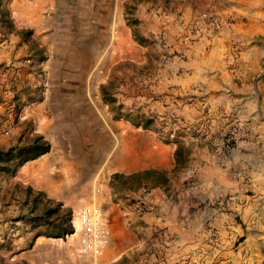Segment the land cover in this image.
I'll use <instances>...</instances> for the list:
<instances>
[{"label": "rangeland", "instance_id": "374dc122", "mask_svg": "<svg viewBox=\"0 0 264 264\" xmlns=\"http://www.w3.org/2000/svg\"><path fill=\"white\" fill-rule=\"evenodd\" d=\"M11 1L0 0V151L37 135L50 148L12 172L0 170V264H264V176H250L235 152L240 112L207 100L202 75L188 93L163 80L175 56L184 59L196 42L203 56L212 46L208 30L225 27L217 62L201 66L211 79L248 71L264 88V0H222L226 18L206 11L186 31L180 0H24L31 6L24 14ZM238 24L249 33L239 34ZM181 28L189 46L170 50L168 37ZM147 139L173 147L174 161L158 157L147 168ZM200 148L215 153L223 170L229 162L230 173H219L223 184L213 177L216 185L200 187L210 179ZM155 187L174 206L173 222L154 226L142 246L112 253L120 228L107 224L98 253L69 240L76 209L139 206L132 197ZM56 203L61 213L70 209L72 231L39 234L46 225L32 228V218ZM138 206L139 215L148 211Z\"/></svg>", "mask_w": 264, "mask_h": 264}, {"label": "crops", "instance_id": "0c3cea01", "mask_svg": "<svg viewBox=\"0 0 264 264\" xmlns=\"http://www.w3.org/2000/svg\"><path fill=\"white\" fill-rule=\"evenodd\" d=\"M180 1L181 2L178 3L184 19V30L182 28L178 29L179 32L177 31L176 37L173 35L168 37L169 43H172L170 45V50L177 48V50L182 49L184 51L186 48L185 46L188 45V41L184 40V36L180 37V35L182 34V30L186 31L185 27L190 25L188 23L192 22L198 14L209 11L212 14L219 13L221 18H226L228 12L231 11L228 7H222L218 4L222 0H209L210 2L208 5L204 4L207 0H200L202 5L197 2L192 4L187 3L186 0ZM25 2L24 0L11 1V6L16 14H24L31 8V6L29 9L24 7ZM250 29L251 27L248 25H235V30L242 35H247ZM208 31L207 35H209V38L208 36H204V38L206 41L210 42L212 46H209L208 51L201 56L202 58L199 53L201 50V48H199L200 46L196 47L197 42L194 45H190L188 49H185L187 56L184 59L175 56L171 66L172 68L169 73L167 72L164 74L163 80L170 84H178L179 92L188 93V91L191 92V90L195 88L194 86L198 84L200 76L202 75L206 83L202 92L205 94L207 100L218 105L217 107L239 111L243 132L235 152L244 161L250 176L262 177L264 176V88L261 86L262 82L261 80H252L251 82L250 73L248 71L242 72L236 80L231 76L223 74H216L214 78L211 79L210 72L206 67L201 66L200 60H202V62L210 61L209 59L211 57L212 59H216L214 63L217 62V58L220 54L214 46L215 44L217 45L220 39L223 40V38H226L224 35L226 28L224 27L218 33L215 32L213 34L210 30ZM243 53V59L246 60L247 58L248 60L249 57L246 56V51L244 49ZM180 69L181 73L176 75L175 71H179ZM204 69H207L206 73ZM147 140V154L149 155L145 159L147 168H150L148 165H152L158 157L165 158L169 163L174 161L173 147L167 144L158 145L156 147L151 140ZM200 149V159L204 162L202 166L208 169L209 174L207 177H210V179H200V187L216 185L213 177H215L218 182L220 181V185L223 184L219 179V173L223 174V171H225L227 175L230 173V164H228L230 160L227 161L226 168L223 170L215 164V160L217 159L215 153L208 152L206 149ZM136 170L137 167L133 169L130 167L129 173L131 174ZM132 198L136 199L137 202L140 200L144 201L148 211L143 215H139L136 210L138 206L136 202L127 204L122 201H120V205L118 203H111L103 210L104 212L101 211V216L105 224L108 226L110 225L111 229L113 225H117V227L120 228L118 233L114 237L112 236L111 251L112 253L115 252L114 254L129 252L130 249L132 250L133 247L137 245L142 246L143 243L147 242L146 240H148L154 226H169V224L173 222V219L171 220V218H173L171 210L174 209V206L172 209L167 203L160 187L151 189L142 199L136 196ZM139 232H144L146 234L145 236H139ZM17 240L21 241L22 238Z\"/></svg>", "mask_w": 264, "mask_h": 264}, {"label": "trees", "instance_id": "16d2710c", "mask_svg": "<svg viewBox=\"0 0 264 264\" xmlns=\"http://www.w3.org/2000/svg\"><path fill=\"white\" fill-rule=\"evenodd\" d=\"M23 33L28 34L26 31ZM147 125L148 123L144 124V126ZM49 148V142L43 139L40 135L35 136L27 144L13 145L6 151H0V170L12 172L15 167L44 154L49 150ZM60 205V203H56L52 209L44 206L43 212L32 218L31 227L36 228L41 224H45L47 229L38 233L55 237H60L68 232H71L73 227L70 221V209L66 208L63 210L64 213H61ZM51 213L55 214V217L51 221H48L49 214ZM33 222H37L38 225H34L35 223ZM23 264L26 263L23 262Z\"/></svg>", "mask_w": 264, "mask_h": 264}, {"label": "built area", "instance_id": "2783aa9c", "mask_svg": "<svg viewBox=\"0 0 264 264\" xmlns=\"http://www.w3.org/2000/svg\"><path fill=\"white\" fill-rule=\"evenodd\" d=\"M213 21L215 22V19H213ZM145 208L147 209L146 203L144 201H141L138 209L144 210ZM92 217V213L89 212L88 214H86L83 222L82 233L80 236V243L84 252L98 253L105 248L108 241V233L105 224L104 227L102 226L101 228L99 226V223L94 224L95 222H93ZM95 239H101L103 241V244L96 245L94 243Z\"/></svg>", "mask_w": 264, "mask_h": 264}, {"label": "bare ground", "instance_id": "6f19581e", "mask_svg": "<svg viewBox=\"0 0 264 264\" xmlns=\"http://www.w3.org/2000/svg\"><path fill=\"white\" fill-rule=\"evenodd\" d=\"M28 7L29 6H26V8H28ZM19 19H22L23 21H26V20L29 19V17L28 18L27 17L22 18V16H19ZM121 37H123V36L120 35V34L117 36V38H121ZM99 190H100V187L96 189V191H99ZM87 209L88 208H78V209H76L75 214H74V218H73V223L75 225V231H74L73 234L68 235L69 240H75L76 242L80 241V236H81L82 229H83V222H84V219L86 217V214H88L89 212L93 214L92 218H93V222H95L94 224L99 223V226L101 228H102V226L104 227L105 223H104V220H103V218L101 216L102 215L101 211L98 210L97 208L88 209V210ZM94 243L96 245H98V244L102 245L103 241L101 239H95Z\"/></svg>", "mask_w": 264, "mask_h": 264}]
</instances>
